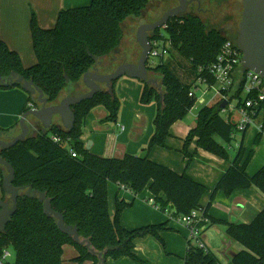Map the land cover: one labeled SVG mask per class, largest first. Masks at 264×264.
I'll use <instances>...</instances> for the list:
<instances>
[{
  "label": "trees",
  "instance_id": "1",
  "mask_svg": "<svg viewBox=\"0 0 264 264\" xmlns=\"http://www.w3.org/2000/svg\"><path fill=\"white\" fill-rule=\"evenodd\" d=\"M153 1L157 0H92L87 6L60 11L56 25L51 29L41 28L33 17L30 29L36 63L24 67L18 53L8 48L0 37V77L18 74L32 81L49 103L54 104L69 85L81 82L98 60L109 56L121 45V25L131 17H141ZM151 40L169 44V56L175 53L184 63L181 64L182 74L173 65L172 56L170 60L162 59L157 66L149 67L161 76L162 90L159 92L156 87L144 83L140 103L156 102L157 114L153 122L154 134L142 154L102 157L87 150L81 141L86 118L94 109L101 107L107 112V123L117 122L121 101L115 89L112 93L102 91L93 99L72 107L76 116L72 131L54 125L50 130H41L14 148L0 152L15 170L13 185L44 194L52 210L63 216L65 225L90 241L97 253L104 254L103 259L93 256L86 247L77 245L62 232L58 219L45 214L44 200L27 196V190L19 197L18 210L5 232L0 234V259L11 248L15 253L14 264H62L64 246L72 245L79 251L74 260L78 263L108 264L109 259L123 257L136 260V239L145 236L161 239V233L169 230L171 220H180L199 211L208 219L206 231L213 226H225L226 234L244 247L234 256L233 264H264V210L249 224L224 223L209 215V207L201 206L207 191L202 184L186 172L176 173L149 159L152 148L165 147L171 126L184 120L193 109L196 97H190V92L197 79L208 77L210 86L216 84L207 73L208 67L217 61L228 38L216 29L208 30L198 17L185 16L171 19L165 28L152 34ZM243 87L244 81L230 91V102L225 110L235 100L236 108L245 106ZM13 88L22 89L21 85L0 86L3 90ZM223 101L199 111L196 126L185 141L186 167L194 157L189 147L195 139L198 148L226 160L230 158L238 131L237 123L230 116H222L225 110L219 107ZM39 107L36 97L28 94V105L23 114ZM263 114L258 112L255 119ZM248 129L242 132L237 154L215 187L213 196L220 190L231 195L236 190L250 188H256L264 196V166L252 176L247 172L251 160L250 156L244 158ZM8 132L9 129H0V138ZM263 134H257L255 150ZM73 152L76 157L72 156ZM5 175L4 167H0L1 186ZM110 183L135 196L149 188L150 200L170 219L161 225L132 231L123 228L121 214L131 204L117 200L115 216L111 217L108 206ZM6 198L4 193L2 200ZM193 241L196 240H188L184 264H221L213 252L201 249Z\"/></svg>",
  "mask_w": 264,
  "mask_h": 264
},
{
  "label": "crops",
  "instance_id": "2",
  "mask_svg": "<svg viewBox=\"0 0 264 264\" xmlns=\"http://www.w3.org/2000/svg\"><path fill=\"white\" fill-rule=\"evenodd\" d=\"M91 1L0 0V37L8 48L18 53L24 67L33 66L37 60L30 29L32 18H36L41 28L51 29L56 25L60 11L84 7ZM120 46L109 56L98 60V72L109 74L124 63L138 62L142 51L139 46L136 47L132 44L126 48L127 46L123 43ZM155 66L156 64L150 66L148 63V67ZM242 76V69H239L235 74L238 83L242 80ZM149 77L157 83L155 86L161 92V76L150 71ZM182 77L184 79L185 76ZM114 89L121 101L120 114L115 127L106 122L107 112L101 107L96 108L86 118L81 141L85 148L89 145V151L98 156L107 158H120L127 154L138 156L147 148L154 134L153 122L157 114V103L153 102L150 105L140 103L144 83L137 79L122 77L115 83ZM199 91H203L202 98L198 101L196 98L193 109L184 120L171 126L170 136L166 139L165 147L152 148L149 159L176 173L186 172L193 180L202 184L207 191L201 200V206L209 207L211 217L224 223L249 224L264 210V196L259 190L256 188L236 190L231 195H226L220 190L213 196L215 187L227 173L238 149L232 155L233 149L231 148L230 158L226 160L198 148L197 139H195L189 147V152L194 154V157L186 167L187 161L183 153L185 141L190 131L196 126L199 111L206 106L220 102L217 92L213 95V100H210V96L204 89L198 90L195 97ZM86 92L87 88L82 81L69 85L62 92L58 102L64 98L77 97ZM27 105L28 94L23 89H0V129L10 130V132L2 134L1 139L8 141L20 134V120ZM223 113H225V116L222 115L224 118L230 116L231 120L237 124L241 120L240 114V119L234 120V113L229 108ZM263 115H261L263 119L260 125L257 126L259 133L261 132L260 126L264 124ZM28 121L32 127V136L45 130L36 119L31 117ZM54 125L63 128L61 119L58 117L54 119ZM262 138L264 139V134ZM263 166L264 155L259 147L247 166V172L252 176ZM3 197L4 191L0 178V200ZM150 198L149 188L135 196L129 190L110 183L108 186L110 216H115L116 203L119 200L131 204L122 212L120 219L121 225L127 230L132 231L166 223L170 218L161 212ZM188 237L187 227L181 221L171 220L169 230L161 233V239L153 236L136 239L134 249L136 260L123 257L117 260L109 259L108 264H184ZM202 239L208 250L216 255L221 264H233L234 256L244 250L241 244L226 234L225 226L211 227L203 234ZM63 250L62 264H91L90 262L78 263L74 261L79 255L78 249L74 246L65 245Z\"/></svg>",
  "mask_w": 264,
  "mask_h": 264
},
{
  "label": "water",
  "instance_id": "3",
  "mask_svg": "<svg viewBox=\"0 0 264 264\" xmlns=\"http://www.w3.org/2000/svg\"><path fill=\"white\" fill-rule=\"evenodd\" d=\"M178 6L168 10L163 17L155 23L142 24L136 33V40L141 48V55L137 63H124L114 72L103 74L98 72L97 64L87 72L82 82L87 88V92L77 97H67L54 104H50L42 90L35 86L34 82L27 81L18 74L11 77H0L1 87H14L21 85L22 89L28 94L35 96L39 108L31 109L25 113L20 120V134L11 138L9 141L0 138V152L14 148L17 144L27 141L32 137V127L29 124V118L36 119L42 127L48 131L54 126L56 117L61 119L63 129L72 131L75 126L76 116L72 110L75 105L84 101L93 99L102 91L113 92L114 83L122 77L137 79L142 83L156 87L157 83L150 79L149 57L152 50V34L157 30L166 27L173 18L185 17L188 5L191 0H177ZM242 14L238 26L237 47L242 54V73L248 71L258 74L264 80V0H242ZM162 89V88H160ZM230 100H225L220 104V110L228 107ZM87 150L90 149L88 145ZM0 167L6 169V175L3 178L2 190L7 196L6 200H0V234L6 230L11 218L18 210V199L27 190V196L33 198L40 197L44 200V211L48 216H54L58 219L59 229L70 236L73 241L82 247H86L90 254L103 259V253H97L88 240L80 237L77 230L66 226L62 215L55 213L50 201L44 194L32 191V188H16L13 185L15 179V170L4 158L0 156Z\"/></svg>",
  "mask_w": 264,
  "mask_h": 264
},
{
  "label": "built area",
  "instance_id": "4",
  "mask_svg": "<svg viewBox=\"0 0 264 264\" xmlns=\"http://www.w3.org/2000/svg\"><path fill=\"white\" fill-rule=\"evenodd\" d=\"M151 45L152 50L149 60L151 58L163 59L165 56L169 55V46L165 44L163 40H153L151 41ZM239 69H242V54L238 50L237 44L232 41H227L221 49L217 61L208 67L207 73L215 79L216 84L210 86L208 77L198 78L190 92V97H195V93L201 87H205L207 90L216 89L220 100H229L230 91L238 83L235 79V74ZM201 71L202 69H200V72ZM241 79L240 82L244 81L243 98L245 100V106H241L240 108L233 107L238 110L241 116V120L237 124L238 134L250 127L255 121V115L258 112H264V80L258 74L250 71L243 74ZM223 92H225V94ZM259 130L264 132V124L260 126ZM238 134L235 135V138H237ZM72 156L76 157V154L73 152ZM178 221H181L189 230L188 240H196L199 247L207 251L208 248L204 244L202 236L206 231L208 219L203 216L202 212L195 211L190 216L184 217ZM202 223L205 224V226L200 227L199 224ZM9 257L10 253L5 251L0 259V264H9Z\"/></svg>",
  "mask_w": 264,
  "mask_h": 264
},
{
  "label": "rangeland",
  "instance_id": "5",
  "mask_svg": "<svg viewBox=\"0 0 264 264\" xmlns=\"http://www.w3.org/2000/svg\"><path fill=\"white\" fill-rule=\"evenodd\" d=\"M222 1L224 3V6L220 7V5L218 4L219 6L215 10V14L218 15V17L216 19H214L211 16L209 17L206 15L201 16L200 19L205 24V26L208 30L216 29V30L220 31L225 37H227L229 41H232L233 43L237 44V37L233 36L229 32V30L234 29V28H235L236 32L238 30V25H239V22L241 20V14H242V10H243L242 0H222ZM177 5H178L177 0L153 1L143 11V14L141 17H139V18L131 17V18L127 19L121 25V30L123 33V40H122L123 45L127 46L126 48H129V46H131L132 44H134L136 47H138L139 44L136 42V33H137L138 28L142 24H149V23L155 22L156 20H158L162 16V14L166 10H169L170 8H174ZM227 14H229L230 16L226 17ZM225 18H227L226 21L224 20ZM227 23H229V24H227ZM167 45L169 46V44H167ZM118 48L116 50H118ZM171 56H172L173 65L178 67L177 70H178L179 74H182L181 64H183L184 62L182 63L179 56L175 53H172ZM171 56H169V55H168V57L165 56L164 60L165 61L170 60ZM161 60L162 59H160V58H156V59L151 58L149 60V65L152 66V65L156 64V66H157L161 62ZM178 64H180V65H178ZM149 71H151V70H149ZM151 72H153V71H151ZM153 73H155V72H153ZM201 89H204V91H207V95H209L210 96L209 98H211L210 100H213V95L216 92L215 89L207 90L205 87H201L199 90H201ZM202 93H203V91H199L197 93V96H196L197 101L202 98ZM207 100H209V99H207ZM236 103H237L236 100L233 101L232 104L230 105L229 109H230V111H232L234 113V120H239L240 119L239 112L237 109L233 108L236 106ZM222 115L225 116V113H222ZM262 119H263V117H261V116H259L257 119H255V121L250 125V127L247 131V134L245 136V142H244V158L245 159H247L248 156H250L251 160L254 158V154L256 152V150H255V136L257 133H259V131H257L258 130L257 126L260 125V122L262 121ZM108 124H113V126L115 125V123H108ZM242 137H243V134L239 133L237 136V141L233 142V144H232L233 151L231 152L232 155H234V153L238 149V144L241 142ZM259 147H260L261 153L264 155V139L263 138L260 142V145L257 148H259ZM4 170L6 172L5 168H4ZM193 243L197 244L196 241H193ZM8 252L10 253V257L8 258V261L11 264H14L15 253L11 248L8 250Z\"/></svg>",
  "mask_w": 264,
  "mask_h": 264
},
{
  "label": "flooded vegetation",
  "instance_id": "6",
  "mask_svg": "<svg viewBox=\"0 0 264 264\" xmlns=\"http://www.w3.org/2000/svg\"><path fill=\"white\" fill-rule=\"evenodd\" d=\"M218 4L220 5V7L224 6V3L222 0H191L190 4L188 5L187 12H186L185 16H194V17H198L200 19L201 16L206 15V16H209V17L211 16L214 19H216L218 17V15L215 14V10L219 6ZM177 6H175V7H177ZM170 9H172V8H170ZM167 11L168 10H166L158 20H160ZM229 16L230 15L227 14L226 17H229ZM158 20H156L155 22H157ZM224 20L226 21L227 18H225ZM155 22H152V23H155ZM149 24H151V23H149ZM227 24H229V23H227ZM229 32L233 36H236L238 39V30L236 32V30L234 28V29H230Z\"/></svg>",
  "mask_w": 264,
  "mask_h": 264
}]
</instances>
